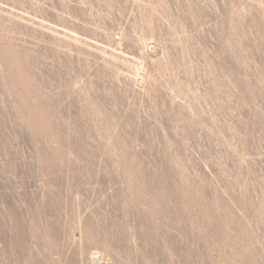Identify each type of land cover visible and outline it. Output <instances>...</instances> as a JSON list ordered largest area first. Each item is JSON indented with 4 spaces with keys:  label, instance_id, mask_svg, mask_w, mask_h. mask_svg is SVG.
Here are the masks:
<instances>
[{
    "label": "rangeland",
    "instance_id": "rangeland-1",
    "mask_svg": "<svg viewBox=\"0 0 264 264\" xmlns=\"http://www.w3.org/2000/svg\"><path fill=\"white\" fill-rule=\"evenodd\" d=\"M19 1L18 9L26 11L24 24L35 38V57L47 51L44 63H34L36 80L53 84L50 90L41 88V94L47 96L50 105H77L68 109L69 117L81 112L80 105H89L86 114L92 120L87 138L99 140L107 154L118 158L120 149L122 153L135 149L141 155L135 159L142 162L145 155L153 157L164 151L178 165L180 150V162L196 180L204 175L212 180L213 173L227 181L240 175L256 187L264 178V45L257 39V34H264V25L257 29L246 26L252 34L251 43L236 45L226 40L230 28L222 26V21L232 15L230 8L220 12L228 0H162V5L159 0ZM238 1L240 13L251 7L264 18V0ZM258 4L262 13L256 9ZM9 9L0 0V18L5 24L10 22ZM153 14L163 19L170 15L171 29L159 17L153 21ZM177 15L181 21H174ZM196 16L200 22L190 26L189 19ZM1 29L0 24V43H5ZM238 61L242 65L234 76L230 69ZM57 64L62 69L69 66L71 71L57 73ZM0 103H5L2 97ZM99 113L108 121L107 136L98 137L92 129L101 121L97 119ZM12 122L0 119V182L8 178L16 183L10 188L0 187V264H140L109 250H104L96 263L89 260L92 248H81L79 220L72 221L73 230L68 231V218L53 216L52 222L41 218L35 223L21 217L22 211H35L43 205L41 184L50 183L36 169L42 164L56 167L62 159L36 160L23 133L2 130ZM75 124L81 127L79 119ZM70 132L65 133V140L72 146ZM145 132L149 133L147 138L139 135ZM127 139L130 142L124 144ZM147 146L154 152L141 151ZM83 148H79L81 156L71 157L74 162L100 170L98 163L86 164ZM67 152L71 155V148ZM104 155L99 153L96 158L102 161ZM145 165L153 166L151 162ZM22 169H29L35 179ZM102 169L110 174L109 166ZM237 208L236 217L251 214L250 228L256 234L257 247L241 254V264H264L263 197ZM231 241L243 245L238 236ZM232 242L221 243L223 249L212 253L213 262L220 259L218 254L239 259L232 254Z\"/></svg>",
    "mask_w": 264,
    "mask_h": 264
},
{
    "label": "bare ground",
    "instance_id": "bare-ground-1",
    "mask_svg": "<svg viewBox=\"0 0 264 264\" xmlns=\"http://www.w3.org/2000/svg\"><path fill=\"white\" fill-rule=\"evenodd\" d=\"M159 1L161 5L164 3ZM18 4L19 0H4V6L12 8L9 9L10 22L5 24L0 18L1 30L7 38L5 43H0V100L2 97L5 102L0 103V119L13 121L10 125H3L2 130L23 133L31 146L32 155L38 161L54 156L62 159L56 167L42 164L36 169L37 174L47 177L50 183L44 181L41 184L45 194L43 205L35 211H22L21 214H24L21 217L27 216L35 223L41 218L52 222L50 217L53 216L68 218L70 222L65 224L68 231L73 230L71 222L79 220L82 223L79 228L83 238L81 248H92L88 258L95 263L104 250L121 253L125 259H136L140 264L243 263L240 257L244 251L257 250L256 234L250 228V213L245 212L239 217L234 215L238 206L253 203L260 196L264 200V178L256 187L240 175L227 181L218 173H213L212 180L205 175L196 180L180 162V150L174 143L172 147L178 151V165L173 164V159L166 157L167 152L164 151L162 155L153 154L154 158L147 154L142 162L135 159L141 156L135 149H129L128 153H122L120 149L118 158L107 154V149L103 150L101 142H97L99 140L92 142L87 138L92 120L86 114L89 105H80L81 112L69 117L68 109L77 105H50L47 96L41 94V88L50 90L53 84L36 80L38 69L34 63H44L47 51L44 49L35 57L36 47L35 43L32 44L35 38L22 19L26 11L18 9ZM238 4V0H228L220 11L225 13L230 8L232 13L222 21V26L230 28L226 40L236 45L251 43L252 34L245 30L246 26L257 29L259 25H264V18H259L251 7L240 13ZM259 4L256 9L259 8L262 13ZM155 7L150 8L155 10ZM163 10L167 11V8ZM197 13L200 14V11ZM156 16L153 14V21H158L159 17V21L169 27L170 15H165V19ZM177 16L174 21H181V15ZM188 22L190 26H195L200 22L199 16L190 18ZM257 39L260 45H264V34H257ZM54 47L59 49L57 45ZM56 55L61 58L60 52ZM240 63L236 62L230 69L232 75L237 76ZM56 70L57 73L70 72L71 67L62 69L57 64L54 67ZM98 115L97 119L101 118V121L92 129L98 137L107 136L108 121L100 113ZM76 119L81 123L80 129L76 127ZM69 132L72 146L65 140V133ZM139 135L147 138L149 133ZM129 142L127 139L124 144ZM120 143L122 145V141ZM81 145L84 146L82 157L86 164L98 163L100 170H90L87 165L80 166L74 162L71 157L81 156ZM68 148H71V155L67 152ZM146 148L141 151L154 152L152 146ZM103 152L105 157L100 161L96 155ZM148 162L153 166L147 167L145 164ZM106 166L110 167V174L102 169ZM28 170L22 169L34 180L35 175L29 174ZM82 177L87 180L82 182ZM12 186L16 183L8 178L0 182V187ZM20 195L23 196L22 193ZM8 196L13 198L11 194ZM237 236L243 240V245H234L231 241ZM223 241L227 244L232 242V254L239 259L229 260L218 254L220 259L213 262L212 253L223 249ZM106 258L112 263L109 257Z\"/></svg>",
    "mask_w": 264,
    "mask_h": 264
}]
</instances>
